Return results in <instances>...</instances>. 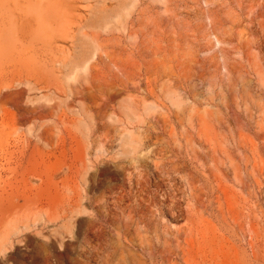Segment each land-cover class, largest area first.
<instances>
[{
  "label": "rangeland",
  "instance_id": "obj_1",
  "mask_svg": "<svg viewBox=\"0 0 264 264\" xmlns=\"http://www.w3.org/2000/svg\"><path fill=\"white\" fill-rule=\"evenodd\" d=\"M0 264H264V0H0Z\"/></svg>",
  "mask_w": 264,
  "mask_h": 264
},
{
  "label": "bare ground",
  "instance_id": "obj_2",
  "mask_svg": "<svg viewBox=\"0 0 264 264\" xmlns=\"http://www.w3.org/2000/svg\"><path fill=\"white\" fill-rule=\"evenodd\" d=\"M94 169V168H93ZM111 171L110 167L104 168L103 170H101L100 174L105 176L107 175L109 172ZM96 176V174H92L91 177L94 178ZM88 177V176H87ZM87 181V179H86ZM75 218V217H74ZM82 224V223H81ZM99 226V225H98ZM8 243V242H7ZM2 248L4 249V251L7 250V244H3ZM54 248V255L56 258H60L62 256H64L66 254L67 248L65 249V251H62L61 249H59L55 244L53 245ZM9 249V248H8ZM4 257V256H3ZM10 258L14 257V254H9Z\"/></svg>",
  "mask_w": 264,
  "mask_h": 264
}]
</instances>
